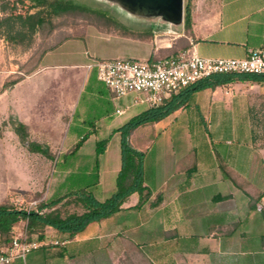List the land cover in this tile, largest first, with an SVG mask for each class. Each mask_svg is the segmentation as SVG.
Returning <instances> with one entry per match:
<instances>
[{
  "label": "crops",
  "instance_id": "crops-1",
  "mask_svg": "<svg viewBox=\"0 0 264 264\" xmlns=\"http://www.w3.org/2000/svg\"><path fill=\"white\" fill-rule=\"evenodd\" d=\"M161 33L170 35L155 32L150 56L140 59L162 57L158 56L160 52L177 54L185 49L208 58H243L249 49L264 46V0H202L194 10L190 30ZM69 40L72 39H65L48 51L36 71L10 88L2 90L0 85V99L9 93L11 110L8 116L1 117L0 122L12 117L15 124H26L29 140L48 147L52 154L49 158L28 147L29 153H20L17 157L22 169L32 177L31 183L23 187L24 196L30 198L31 209H36L33 205L39 202L62 198L55 206L60 207L70 198L69 193L74 194L73 198L87 193L98 201H105L116 190V178L122 166L121 141L113 153L109 149L119 135L122 139L119 129L129 121L115 117V114H123L117 113V98L103 81L93 75L89 63L65 65L48 62L51 55ZM234 82L230 86L236 90L232 91L225 87L227 83L173 94L165 101L174 97L185 99L178 109L159 121L144 123L132 131V146L144 152V184L152 191L147 203L136 207L139 195L133 193L121 210L89 222L73 237L52 226L35 230L31 238L58 239L66 243L44 246L29 254L26 260L12 264H198L195 257L208 255L207 245L200 246L199 243L220 240L218 226L224 224L226 214L219 203L240 190L232 183L233 189L225 193L226 178L264 177V130L257 129V126L253 128L252 116L248 115L252 113V80ZM182 113L186 114L183 117L186 123L193 118L192 114L199 113L201 121L210 129H239V134L249 135L252 156L232 152L235 150L218 155L211 144L222 143V140L208 137L201 153L188 149L194 155L186 150L182 159L167 153L174 145L168 136L169 129ZM13 132L20 140L15 129ZM162 133L165 136L160 138ZM91 137H95L96 144L101 139L108 140L105 151L99 156L97 151L95 154L82 152ZM80 141L82 145L78 153L64 161L62 155ZM225 144H231V141L227 140ZM58 145L70 147L56 154ZM51 160L55 165L53 170L48 168ZM51 173L54 178L44 186L42 179ZM70 176L93 177V180L70 185L65 183V178ZM189 178L191 189L184 191L189 194L187 201L183 202L179 198L184 193L181 186ZM201 192L214 197L218 204L215 209L204 206L203 197L194 195ZM261 201L254 210L264 213ZM84 211L83 205L73 202L64 206L63 216ZM214 226L217 233L212 232ZM17 231L16 226V234L26 233L27 228Z\"/></svg>",
  "mask_w": 264,
  "mask_h": 264
},
{
  "label": "rangeland",
  "instance_id": "rangeland-1",
  "mask_svg": "<svg viewBox=\"0 0 264 264\" xmlns=\"http://www.w3.org/2000/svg\"><path fill=\"white\" fill-rule=\"evenodd\" d=\"M73 1L83 4L92 10L104 12L107 15V19L93 16L91 18L76 16L58 18L56 19L57 27L49 37L43 39L41 36L36 35L31 42L28 40L23 42L10 41L0 34V85L2 90L11 87H6L5 82L10 85L14 80L36 71V66L48 52L44 54V51L56 47L66 38L72 40L67 41L57 49L48 62L68 65L73 63L87 64L96 60L116 58L140 59L150 56L155 32L162 36L170 35L161 33L168 27V24L163 23L159 18H137L121 10L118 6L102 2L101 0ZM10 2V9L6 12L0 11V20L4 19L8 13L26 12L28 4H22L17 0H10ZM201 2L202 0H184L185 12L186 7L189 6L192 18L194 10L197 9ZM3 3L4 1L0 0V6ZM171 27L180 29L179 26ZM4 28L0 27V32ZM183 31H186L185 13L181 32ZM171 34L174 35L173 33ZM167 54L160 52L158 56ZM232 83L235 82H230L228 83L229 86H225L229 91L236 90L234 86H230ZM8 94L6 93L0 99V120L3 115L8 116L11 111ZM135 97L136 94H130L126 97L115 99L117 107L125 110L123 114H115L117 119L122 121L130 120L134 113L149 109V106L144 102L135 103ZM184 114L182 113L180 119H177L174 126L169 129L170 134L168 136L172 138L174 145L171 148L172 150H170L171 152L167 153L172 154L177 159H182L188 149H193L195 153H201L205 148V138L208 137L210 140H222V143L211 144L213 151L218 155H222L226 150H235L232 152L252 156V145L249 144L251 137L249 135L244 137L239 134V129H210L201 121L199 113L192 114L193 118L186 123V118L183 119L184 116L186 117V114ZM248 115L252 116L253 128L257 126V129L264 130V80L260 82L252 81V113ZM15 125L12 117H7V119L0 122V202L7 199L17 208L31 210L30 198L24 196L23 187L31 183L32 177L22 169L17 158L20 157V153H29V149L27 143L18 140L15 136L13 132ZM146 125H149V123ZM131 134L128 138L130 144ZM239 135L241 136L239 137ZM164 136L162 133L160 138ZM121 140V135H119L112 141L113 144L109 148L111 153L120 146ZM227 140H230L231 144H225ZM69 147L64 145L56 146V154L65 152V149ZM71 148L73 146L69 150ZM96 150L95 137H91L84 145L82 152L95 154ZM190 155L193 156L194 153L192 152ZM48 164L50 170L55 168L53 160L48 162ZM52 173L42 179L44 186H48L50 184L49 180L54 178ZM226 179L228 180L224 184L225 193H229L233 189L232 183L239 187L240 190L230 199L219 203V206L223 205L226 214L224 224L218 226L220 240L199 243L200 246L207 245L208 255L195 257L196 262L198 264H264V213L259 212L260 210H252L250 207V203L257 202L260 197L262 200L261 206L263 207L264 177L235 176ZM65 180V183L75 185L92 181L93 177L70 176L65 178ZM191 184V178L188 181H184L181 186L182 192L190 190ZM188 194L187 192L182 193L179 196L180 200L183 202L187 201ZM194 195L203 197L204 206H212L211 210L218 205L212 195H206L204 192L195 193ZM37 206L38 204L33 205L36 209ZM72 208L73 206L70 209ZM26 228V221H21L17 224V232H22ZM218 230L214 226L212 232L217 233Z\"/></svg>",
  "mask_w": 264,
  "mask_h": 264
},
{
  "label": "trees",
  "instance_id": "trees-1",
  "mask_svg": "<svg viewBox=\"0 0 264 264\" xmlns=\"http://www.w3.org/2000/svg\"><path fill=\"white\" fill-rule=\"evenodd\" d=\"M2 1H4V3L0 6V11L6 12L10 9L11 2L10 0ZM17 1L22 4H28L26 12L8 13L4 19L0 20V27H5L0 34L10 41L23 42L28 40L31 42L36 35L45 39L56 29V19L58 18H66L69 16L91 18L93 16L100 19H107V15L104 12L92 10L73 0ZM191 23V10L190 7L187 6L185 12L186 31L191 29ZM53 48L54 47L45 50L44 54ZM38 66H36V69ZM92 73L97 76V71L95 69H92ZM23 77L14 80L10 85L5 82V86H12ZM237 80H252L260 82L264 80V75L254 73L216 74L193 84L185 89V91L194 92L205 88H215ZM184 100L185 99L179 100L178 97L171 98L158 107L149 108L132 117L122 128L119 129L122 134V166L116 178V190L105 201H98L94 196L87 193L82 194V197L73 198L74 194L69 193L67 195L70 198L60 207L55 206L62 200V198L50 202H39L37 209L31 210L17 208L7 199L0 202V244L11 242L14 236V229L21 221L27 222V233L29 237L35 230H42L46 226H52L59 231L67 232L70 237H73L89 222L101 220L121 210L123 204L133 193H138L139 195L136 207H142L150 199L152 191L144 184V152L134 148L130 144L128 139L129 135L133 130L144 123L159 121L165 118L178 109ZM15 131L21 141L28 143L30 150L43 153L47 157L52 158V154L48 147L29 140V128L26 124L18 122L15 126ZM107 143V139L98 142L96 150L98 156L105 151ZM81 145L82 141L78 142L70 151L64 153L62 155L63 160L66 161L72 155L77 154ZM260 200L261 197L258 198L257 202ZM73 202H79L83 205L85 211L81 214L69 213L66 216H63L64 206L71 205ZM257 202L250 203L252 210L256 209ZM44 209L50 210L41 212Z\"/></svg>",
  "mask_w": 264,
  "mask_h": 264
},
{
  "label": "built area",
  "instance_id": "built-area-1",
  "mask_svg": "<svg viewBox=\"0 0 264 264\" xmlns=\"http://www.w3.org/2000/svg\"><path fill=\"white\" fill-rule=\"evenodd\" d=\"M97 71L116 98L136 94L135 103L155 108L193 84L216 74L254 73L264 75V46L249 49L243 58H208L192 49L177 54L148 59L116 58L88 64ZM125 110L117 109V113ZM42 210L41 212H44ZM58 239L31 238L28 233H14L7 244H0V264L26 260L29 254L47 245H63Z\"/></svg>",
  "mask_w": 264,
  "mask_h": 264
},
{
  "label": "water",
  "instance_id": "water-1",
  "mask_svg": "<svg viewBox=\"0 0 264 264\" xmlns=\"http://www.w3.org/2000/svg\"><path fill=\"white\" fill-rule=\"evenodd\" d=\"M118 6L128 14L142 19L159 18L168 24L167 32H181L184 25V0H101ZM171 26H179L180 29Z\"/></svg>",
  "mask_w": 264,
  "mask_h": 264
}]
</instances>
